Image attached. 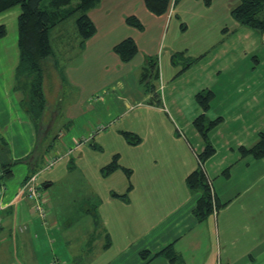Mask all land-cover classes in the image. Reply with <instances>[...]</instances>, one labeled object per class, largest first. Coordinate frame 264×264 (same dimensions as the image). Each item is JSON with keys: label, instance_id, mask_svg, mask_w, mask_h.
Segmentation results:
<instances>
[{"label": "crops", "instance_id": "0c3cea01", "mask_svg": "<svg viewBox=\"0 0 264 264\" xmlns=\"http://www.w3.org/2000/svg\"><path fill=\"white\" fill-rule=\"evenodd\" d=\"M177 2L178 0L174 7L170 4L162 16H154L146 7L145 0H101L89 11L96 25L95 34L86 41L83 48L80 42L77 43L78 48L75 49L74 55L76 59L68 58L62 63L64 85L60 79L50 77L47 81L49 87H80L88 91L87 98L91 96L90 101L95 100V107H100L106 98L104 91L107 89L104 86V69L102 71L104 53L110 52L112 56L114 46L128 37L136 40L139 51L124 64L137 67L140 81L146 80L144 76L148 72L158 81L177 78L186 68L203 59L204 55L194 56L190 54L189 47H181L172 50L167 57L162 56L160 60L151 59L149 56L150 59L147 58L146 62L139 55L141 31L129 25L126 20L127 17L135 15L142 22L147 18L165 23L174 17ZM179 58L188 61V64L183 65ZM151 61L155 62L153 68L149 66ZM237 63L236 60H217L213 71L211 70L212 75L216 76L215 84H212L214 80H211L212 83L198 80L193 90L185 96L174 93L170 94L168 99L166 93L163 96L157 92L156 96L152 95L154 92L143 95L147 108L166 116L168 124H146L147 134L144 137L140 134L141 130L131 131L141 137L140 142L132 143L126 138L128 147L126 151L123 150L126 154L122 156L121 151L116 150L120 154V164L129 168L131 173L129 175L120 168L107 175L112 178L113 183L109 193L99 200L98 213L102 229L110 240L104 243L102 250L95 256L98 258V264H264V156L257 158L242 150V147L254 146L264 129L259 131L254 144L245 141L232 144L230 139L221 144L219 140H210L215 152L203 163L199 155L204 151L206 141H193L183 131V127L191 126L195 115L203 111L196 100V94L203 90L213 92L206 112L210 119L220 118L215 129L223 124L232 123L235 126L241 121L244 122L248 112L259 109L256 107L258 103L255 95L253 96L251 88L247 87L249 77L244 75ZM48 64L52 68L55 67L52 59ZM223 72L226 76L222 75ZM119 79L114 85L122 89V81ZM13 82L15 77L7 81L0 80V87L5 85L0 94V110L5 108V104L15 105L19 100ZM124 95L120 94V99L124 100L127 110L138 107V99L131 100ZM179 99H182L180 102L184 103V107H191L192 120L187 121L185 125L179 116L177 117L180 121L172 114L174 110L182 108ZM51 102L55 104L57 99ZM241 104L244 106H240ZM6 111L9 116L8 109ZM5 122L3 118V124L0 126V137L3 139L5 136H2L1 131L7 128ZM22 122L27 123L23 119ZM193 136H196V133ZM75 141V145L81 143L80 140ZM72 150L71 147L69 153ZM6 151L7 156L11 154L9 147ZM28 152L23 153L24 156ZM23 154H13L14 159ZM28 161L34 168L27 170L28 173L25 172L17 186L4 185L0 197V264H22L12 253L10 255L13 244L10 247L9 244L13 240H21V247L26 253L20 257L25 260V264H34L36 251L33 241L39 242L41 238H48L46 232L49 231L46 226L49 227V222L43 223L42 215L34 208V201H29L26 197L23 201L19 200L24 195L20 194L24 180L33 169L35 170L38 157L34 156ZM200 165L220 204L219 208H215L209 217L202 221L194 213L202 192L192 189L187 183V176ZM0 176L5 177L3 170ZM52 183L46 184L44 189ZM42 191L48 198L44 207L49 217L53 214L55 203L51 193H47L48 190ZM92 193L99 195L94 189ZM19 217L25 221V224H21L18 220L20 238L15 235L14 230V223ZM26 244L30 245L29 250ZM142 251H148L145 257L141 255Z\"/></svg>", "mask_w": 264, "mask_h": 264}, {"label": "rangeland", "instance_id": "374dc122", "mask_svg": "<svg viewBox=\"0 0 264 264\" xmlns=\"http://www.w3.org/2000/svg\"><path fill=\"white\" fill-rule=\"evenodd\" d=\"M175 2L176 0H171L170 6L174 7ZM238 2L239 0H178L174 17L169 21L161 23L160 20L144 18L145 25L144 29L140 30L139 40L141 59L147 62V58L149 60L151 56V59L160 60L162 56L167 57L172 50L181 47H189L190 54L194 56L202 54L204 57L173 80L158 81L148 75L142 82L137 67H133V64H124L127 62L115 52H112V56L110 52H105L102 71L104 69V86L107 89L104 91L106 98L100 107H95V100L90 101L91 96L87 98L88 91L80 87L67 85L62 88L56 86L54 89L49 87L47 81L50 77L60 79L64 85L62 63L64 64L68 58L75 57L77 43L81 40L76 26V14L58 24L55 30L52 29L51 44L55 55L47 62L56 59L59 60V66L58 69L47 66L49 70L45 71L44 91L48 109L43 115V124L40 125L41 127L35 125L36 123L31 119H35L32 107L27 100H24V103L22 101L25 98L23 79L13 82L17 85L19 95L17 103L15 105L10 103V106L5 104V108L0 110V126L3 124V118L7 124L5 131H1L2 136H5L11 150V154L7 156L5 142L0 138V173L5 167H10L5 165L8 161L14 162L11 165L13 175L9 178H6L7 175L0 176V197L4 185L17 186L24 174L29 172L27 170L34 168L32 167L34 165L28 161L34 156L38 157L35 164L39 175L38 184L46 185L53 182L47 189L43 188L44 191L48 190L47 193H51L49 195L52 196L55 207L52 215L48 217L47 213L44 218L41 217L44 224L49 222V227L46 226L49 232H46L48 238L45 240L41 238L39 242L33 241L36 251L34 264H88L89 261L90 264H98V258L95 256L102 250L104 243L110 240L101 226L98 213L99 200L109 193L113 183L112 178L104 176L101 167L119 154L116 150L121 151L122 156L126 154L123 151L128 147L125 131L140 132L141 130L140 134L144 137L147 134L146 124L151 122L168 124L166 116L147 108L143 96L146 93L154 92L153 96H156V92L161 96L166 93L168 99L170 94L174 93L185 96L193 90L198 80L209 82L214 80L211 83L215 84L216 76L212 75L211 70L213 71L217 60L223 62L236 60L237 66L249 77L247 87L251 88L253 96L255 95L258 103L256 107L259 109L248 112L245 115L247 119L235 126L231 123L214 128L208 133V138L219 140L221 144L226 143L228 139L232 144H237L239 141L249 144L256 142L259 131L264 129V34L233 17L232 8ZM21 12L22 7L15 5L0 13V26L4 25L6 29V34L0 36V80L3 81L15 77L19 64L17 43ZM151 14L163 15L153 12ZM179 60L183 65L188 64L183 58ZM222 75L226 76V73L223 72ZM118 79L122 81L120 83L122 89L114 85ZM4 87L5 85L0 87V94ZM198 87L199 85L197 89ZM120 94H125L124 96L131 100L138 99L140 101L138 107L127 110L124 100L120 99ZM56 99L57 103L51 102ZM180 101L182 99H179ZM180 104L182 108L174 110L172 114L175 118L179 116L185 125L187 121L192 120L191 107H184L182 102ZM177 112L179 113L176 115ZM206 114L209 115L207 112ZM199 115H195L192 125L183 127V131L193 141L201 140L205 143L204 136L195 125V119ZM22 119L27 123H23ZM27 124L33 129L31 130L30 125ZM194 133L196 136H193ZM76 139L81 141L79 145L76 144L77 146ZM71 147L73 150L69 153ZM26 151L29 152L24 156L23 153ZM13 154L23 155L14 159ZM93 189L100 196L92 193ZM24 197L25 195H22L19 200L23 201ZM18 220L21 224H25V221L19 217L16 224L14 223L15 235L20 238ZM17 242L16 240L10 242L9 247L13 244L10 255L12 253L20 263L25 264V260L21 259L20 255L26 252H23L21 240ZM26 246L29 250L30 245L26 244Z\"/></svg>", "mask_w": 264, "mask_h": 264}, {"label": "trees", "instance_id": "16d2710c", "mask_svg": "<svg viewBox=\"0 0 264 264\" xmlns=\"http://www.w3.org/2000/svg\"><path fill=\"white\" fill-rule=\"evenodd\" d=\"M171 0H145L146 7L155 14H164L167 12ZM101 0H0V13L12 8L15 5L22 7V12L19 15V64L16 68L15 82L23 79V94L22 99L30 104L32 111L35 114V119L31 118L40 126L43 120V115L48 109L47 99L45 97V71L50 67L47 60L55 55L54 48L51 44V32L58 24L67 20L70 16L77 15L76 26L80 40V46L83 48L86 41L95 34L96 25L89 15V11L96 7ZM233 17L240 23L248 25L259 30L264 34V0H240L238 5L232 10ZM127 23L140 30L144 29L143 22L135 15L127 17ZM6 34L4 25L0 26V36ZM114 52L117 53L124 61L131 60L139 51L138 44L133 37H128L114 46ZM150 67H154L155 62H149ZM55 67L59 66L58 60L54 59ZM151 73H145L147 78ZM64 80V76H63ZM17 91V85L14 86ZM213 97L211 90H203L196 94V98L203 108L202 113L195 119V125L202 133L206 140V147L200 153V161L203 163L209 156L215 152V147L208 138V133L218 124L220 118L209 119L206 111L210 106V101ZM22 104V102H21ZM27 112V111H26ZM31 117V116H30ZM41 127V126H40ZM38 128V127H37ZM126 138L132 143H138L141 137L129 131H125ZM3 139V137H0ZM5 148L8 147L7 141ZM244 153L253 154L260 158L264 156V131L259 134L257 143L252 147H242ZM14 162L8 161L7 166L4 165L5 176L11 177L13 170L11 165ZM124 169L130 175L131 170L122 166L118 160V154L104 167L102 172L104 175H109L117 169ZM35 170L25 178L26 182L32 175L36 174ZM188 185L194 190H200V196L194 213L199 220H205L214 211L219 208L215 192L212 184L209 181L203 167L200 165L196 170L192 171L187 176ZM45 183H41L39 188L43 189ZM148 251H142L141 255L145 257ZM162 252V251H161Z\"/></svg>", "mask_w": 264, "mask_h": 264}, {"label": "built area", "instance_id": "2783aa9c", "mask_svg": "<svg viewBox=\"0 0 264 264\" xmlns=\"http://www.w3.org/2000/svg\"><path fill=\"white\" fill-rule=\"evenodd\" d=\"M38 174L32 175L23 185L20 194H24L25 197L34 201V208L42 215L47 214V210L44 204L47 201V196L43 193L42 189L39 188Z\"/></svg>", "mask_w": 264, "mask_h": 264}]
</instances>
